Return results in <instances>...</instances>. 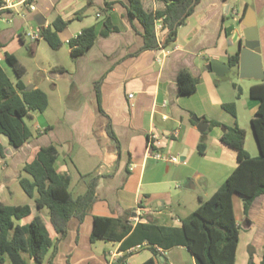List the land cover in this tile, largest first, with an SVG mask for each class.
Returning a JSON list of instances; mask_svg holds the SVG:
<instances>
[{"label":"crops","instance_id":"obj_1","mask_svg":"<svg viewBox=\"0 0 264 264\" xmlns=\"http://www.w3.org/2000/svg\"><path fill=\"white\" fill-rule=\"evenodd\" d=\"M3 1L0 67L13 83L16 77L4 54L14 55L24 66L20 53L27 51L35 58L46 43L40 37V29L51 28L57 18L67 22L58 33L62 45L56 50L50 48L55 54L48 74L42 72L36 81L24 82V76L21 78L26 87L32 85V89L47 96L45 111L32 112L25 119L37 135L19 148L10 147L8 139L0 135V202L30 207L31 214L14 220L15 226L28 224L36 215L44 222L52 246L41 264H114L120 258L125 259L124 264H142L151 258L156 264H195L183 246L156 248L158 255H154L146 242L126 250L119 248L121 243H92L93 218H123L132 228L139 222L181 228V221L208 200L237 165L236 151L222 140L225 128L244 129V149L249 156H258L257 145H251L248 136L253 134L250 120L259 102L250 97L249 89L264 79L239 77L249 83L246 93L235 84L241 91L237 98L236 88L227 89L206 67L212 60L227 64L229 57L238 52L237 42L243 45L244 32L254 29L264 68V0H200L178 27L174 43L154 50H141L142 27L128 16L126 0ZM145 2L151 10L159 7L153 0ZM107 3L113 4L105 12ZM106 16L117 30L102 36ZM86 28L94 30L96 40L86 53L73 59L67 43ZM165 34L163 31L157 38L160 44ZM182 70L200 79L190 95L178 94L177 78ZM45 82L57 98L51 117L46 114L50 102L43 87ZM231 102L235 103L234 115L222 108ZM200 120L208 124L204 134L197 129ZM211 122L218 125L210 126ZM108 124L114 141L108 136ZM150 135H156L159 141L153 152L176 156L179 162L154 160L153 152L147 149ZM200 143L205 145L202 154L197 150ZM50 145L57 151L54 169L57 174L70 177V186L73 175L97 179L90 211L82 222L72 218L62 237L52 231L46 209H37L34 199L25 195L27 202L12 204V188L20 186L19 180L26 177L23 166L40 147ZM87 187L88 183L75 196L70 192L78 197ZM232 206L239 226L235 264H261L264 194L250 204L246 213L243 198L237 193L232 195ZM249 246L253 247L250 252ZM256 251H261L258 259L252 256ZM20 256L27 264H37L24 252ZM4 264L10 261L7 259Z\"/></svg>","mask_w":264,"mask_h":264},{"label":"trees","instance_id":"obj_2","mask_svg":"<svg viewBox=\"0 0 264 264\" xmlns=\"http://www.w3.org/2000/svg\"><path fill=\"white\" fill-rule=\"evenodd\" d=\"M126 1L128 16L136 19L142 27L141 50H154L159 48L154 30L155 22L161 20L163 24L166 36L161 47L167 48L174 43L178 27L185 23L200 0H153L159 6L156 10H151L145 0ZM112 4L107 3L104 11H108ZM4 6L5 2L0 0V16L5 12ZM66 25L67 22L57 18L51 28L40 29V37L51 49L56 50L62 45L58 33ZM116 30L106 16L102 36ZM95 40L92 28L83 29L77 37L67 43L71 58L75 59L86 53ZM4 59L11 67L16 82H11L0 67V135L8 139L10 147L19 148L37 135L26 125L25 119L32 112H44L48 100L46 94L39 89L25 90L26 86L21 78L26 74V69L14 55L5 53ZM237 61L238 52L229 57L228 67L236 68ZM199 82L200 79L191 75L189 71H180L177 78L178 94L194 93ZM234 88L239 98L241 91L236 85ZM98 90L99 86L96 84L99 103ZM249 95L259 102L255 116L250 120L258 156L251 157L244 149L246 137L244 129L225 128L222 140L236 151L237 165L221 187L181 221V228H167L151 222H139L132 228L126 219L96 216L93 218L91 242L102 240L121 243L119 247L121 250L146 242L154 255H158L156 248L169 250L175 246H183L194 257L195 264H235L239 226L233 213L232 195L237 193L242 196L246 213L250 204L264 194V82L252 86ZM222 108L232 115L235 114L234 102L225 103ZM190 123L196 124L195 121ZM217 125L215 122L210 123V126ZM109 129L108 124V136L114 141L115 138ZM204 149L203 143L197 147L200 154ZM2 153L0 145V155ZM56 157L57 151L53 146L40 147L33 159L23 166L22 170L26 177L21 178L19 184L25 195L34 199L37 209H46L52 231L62 237L72 218L82 222L90 211L95 201L97 179L92 177L85 193L74 197L69 188L70 177L59 175L54 169ZM30 214L31 209L28 205L8 206L0 202V264H4L7 259L10 264H27L21 258V252L28 254L37 264L43 262L52 241L40 216H34L24 226L14 225V220ZM124 261V258H120L114 264H124ZM142 264L156 263L151 258ZM261 264H264V259Z\"/></svg>","mask_w":264,"mask_h":264},{"label":"rangeland","instance_id":"obj_3","mask_svg":"<svg viewBox=\"0 0 264 264\" xmlns=\"http://www.w3.org/2000/svg\"><path fill=\"white\" fill-rule=\"evenodd\" d=\"M147 1L150 2L151 0H147ZM27 43L28 44L30 43L29 40L27 41ZM42 45L43 46L41 47V49H39L37 57L35 58L30 57L27 51H23L22 53H20L21 62L27 70L26 74L23 77L24 82H26L27 80L36 81L39 79L42 72H44L45 73L44 75H46L51 70L49 63L53 60V56L55 53L52 52V50L50 49L47 43H43ZM217 80H219L221 84L225 83V87H227V89L230 88L231 90L233 89L235 84L239 85L240 87H242L243 92L245 93L247 91V88H246L247 84L249 83L246 80H240L239 75L235 68H233L224 77L217 78ZM44 84L45 86L43 87L48 92L49 102H50V108L46 111V114L48 115V117H51V114H53V108L57 102V98H55L56 96L52 94V91L50 90L47 82H45ZM26 121L30 124L28 120ZM248 142L253 146L255 145V139L253 137V134H249ZM0 169H1V165H0ZM81 176H82V179L81 177H79V175H73V181L70 186V191L73 192L74 196L75 194H77V192L79 191L83 192L85 190L87 183L89 182L90 177H91V176L89 177V176H83V175ZM12 190L15 193V199L12 202V204H22L24 202H27L28 199L18 184L15 185L12 188ZM250 249H253V247L249 246L247 249L248 252H250ZM252 256L254 259L260 258L261 251H256L255 253H252Z\"/></svg>","mask_w":264,"mask_h":264},{"label":"water","instance_id":"obj_4","mask_svg":"<svg viewBox=\"0 0 264 264\" xmlns=\"http://www.w3.org/2000/svg\"><path fill=\"white\" fill-rule=\"evenodd\" d=\"M251 30L249 32H244L245 41L243 45H241L240 41L237 42L238 61L235 69L241 79L262 81L264 79V68L260 53L258 35L255 34L254 29ZM206 68L211 70L219 78L224 77L231 71V68L228 67L226 63H222L217 60L210 61ZM32 88L33 86L29 85L25 88V90L30 91ZM193 119L197 121L196 117H193ZM207 128L208 124L205 121L200 120L198 122L197 129L201 134H204ZM183 160L184 158L181 157L180 161Z\"/></svg>","mask_w":264,"mask_h":264},{"label":"built area","instance_id":"obj_5","mask_svg":"<svg viewBox=\"0 0 264 264\" xmlns=\"http://www.w3.org/2000/svg\"><path fill=\"white\" fill-rule=\"evenodd\" d=\"M30 8H31V10H34L33 6H31ZM154 30H155L156 38H159L160 37V33H162L164 31L163 24L161 23V20H158V21L155 22ZM159 42H160V39H159ZM160 47H161V44L159 43V48ZM158 145H159V141H158L157 136L156 135H150L148 137V139H147V149H148V151L149 152H151V151L153 152L155 147H157ZM152 158L154 160H157V161H165V162H169V163H172V164H177L179 162L178 157H176V156L166 157V156L161 155L157 151L153 152Z\"/></svg>","mask_w":264,"mask_h":264}]
</instances>
